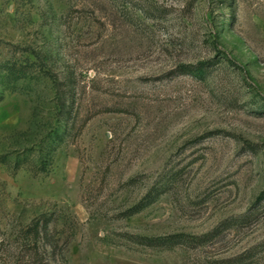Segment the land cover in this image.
<instances>
[{
	"label": "rangeland",
	"instance_id": "1",
	"mask_svg": "<svg viewBox=\"0 0 264 264\" xmlns=\"http://www.w3.org/2000/svg\"><path fill=\"white\" fill-rule=\"evenodd\" d=\"M262 192L264 0H0V264H264Z\"/></svg>",
	"mask_w": 264,
	"mask_h": 264
},
{
	"label": "trees",
	"instance_id": "2",
	"mask_svg": "<svg viewBox=\"0 0 264 264\" xmlns=\"http://www.w3.org/2000/svg\"><path fill=\"white\" fill-rule=\"evenodd\" d=\"M209 67H211L210 62H200L198 64H187L183 66V70L187 71L193 75L205 77L209 71ZM162 185H166L163 184ZM167 187V186H164ZM164 191L163 186H159V188L155 187V189L149 193L147 198H145L144 202L146 205L154 202L157 197L160 196V194ZM264 198V192H262L258 196V201H261ZM147 201V202H146ZM147 203V204H146ZM255 212H251L249 214H245L243 216H240L239 219L234 220V217L227 219L226 221L222 222V224L215 229H213L210 232H207L202 235H193V234H176V235H169V238H166L169 240V246H172L177 243H183L191 248H198L201 246H204L208 243H213L215 239L218 238L221 234H224V231L230 230L231 228L237 226L241 227L244 223L248 221V219L253 218L255 216ZM232 221V222H231ZM50 218L47 216H43L39 218L30 228L29 230L34 233L35 235V242L37 244L38 240H49L50 236ZM149 241H155L160 240V238L154 237V238H147ZM164 239V238H161ZM253 253L251 251L243 252L239 255L232 256L226 259H218L217 262H214L215 264H254L253 262ZM212 262V263H213Z\"/></svg>",
	"mask_w": 264,
	"mask_h": 264
}]
</instances>
